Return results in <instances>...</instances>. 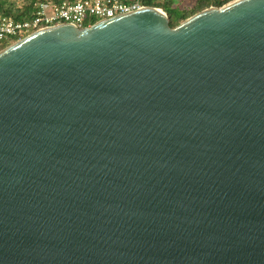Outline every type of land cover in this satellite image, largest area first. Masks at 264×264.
Wrapping results in <instances>:
<instances>
[{"label": "water", "instance_id": "water-1", "mask_svg": "<svg viewBox=\"0 0 264 264\" xmlns=\"http://www.w3.org/2000/svg\"><path fill=\"white\" fill-rule=\"evenodd\" d=\"M0 264H264V0L4 48Z\"/></svg>", "mask_w": 264, "mask_h": 264}, {"label": "built area", "instance_id": "built-area-1", "mask_svg": "<svg viewBox=\"0 0 264 264\" xmlns=\"http://www.w3.org/2000/svg\"><path fill=\"white\" fill-rule=\"evenodd\" d=\"M236 0H224L226 4ZM132 4V3H131ZM139 7L133 4L125 7L117 0H63L58 8L53 4H40L38 12L41 14V23L37 20L31 22L14 23L11 19H0V39L5 36L20 37L29 31H39L42 28L50 27L48 21L56 24H71L81 27L86 21L91 19H109L115 16H105L106 12L119 11L121 15H127L138 10Z\"/></svg>", "mask_w": 264, "mask_h": 264}, {"label": "trees", "instance_id": "trees-1", "mask_svg": "<svg viewBox=\"0 0 264 264\" xmlns=\"http://www.w3.org/2000/svg\"><path fill=\"white\" fill-rule=\"evenodd\" d=\"M63 0H0V19H11L14 23H23V22H31L33 14L35 13L34 7L36 3L40 2H52L54 4H59ZM142 5H147L150 7L155 8H161L157 5L156 0H137ZM214 5L213 8H220L224 6L225 2H219V0L214 1L213 0H197L194 3V6L191 8L189 12L186 10H181L179 13L175 16V20L177 22L185 20L186 18L190 17L191 15L197 14L201 12L203 9H208L209 6ZM210 8V7H209ZM163 11H165L163 9ZM95 21H90L83 26V28L92 26L95 24ZM177 26V23H170L169 27L174 28ZM26 37V34L20 37H16L12 40V42L18 41L21 38ZM7 43L0 42V51L2 50V47L6 46ZM4 47V48H6Z\"/></svg>", "mask_w": 264, "mask_h": 264}, {"label": "rangeland", "instance_id": "rangeland-1", "mask_svg": "<svg viewBox=\"0 0 264 264\" xmlns=\"http://www.w3.org/2000/svg\"><path fill=\"white\" fill-rule=\"evenodd\" d=\"M129 1V0H128ZM133 1V0H131ZM197 0H160V1H157L156 0V3L158 6H160L161 8L160 9H164L165 10V13H167V19H168V24L170 23H177V25H179L180 23H182L184 20L182 21H179L177 22L175 20V16L179 13V11L181 10H186L187 12H189L191 10V8L194 6V3L196 2ZM217 0H213V2ZM134 4L136 6H138L139 8L142 6V4L137 1V0H134ZM209 7H214V5L212 4L211 6ZM208 7V8H209ZM207 9V8H206ZM206 9H203V10H206ZM201 10V11H203ZM192 16V15H191ZM189 18V17H188ZM44 29V28H42ZM41 30V29H40ZM37 31H29L28 34H26V37L31 35V34H34L36 33ZM24 37V38H26ZM24 38H21V39H24ZM20 39V40H21ZM16 42V41H15ZM14 42L10 41V42H7V46H10L11 44H13ZM6 47V46H4ZM4 47H2V50L4 49ZM1 50V51H2ZM0 51V52H1Z\"/></svg>", "mask_w": 264, "mask_h": 264}, {"label": "bare ground", "instance_id": "bare-ground-1", "mask_svg": "<svg viewBox=\"0 0 264 264\" xmlns=\"http://www.w3.org/2000/svg\"><path fill=\"white\" fill-rule=\"evenodd\" d=\"M157 1H160V0H157ZM117 2L119 4L124 5L125 7H129V6H132L133 5V4L129 3L128 0H118ZM219 2H224V0H219ZM40 4H46V5L53 4L55 9L59 7V4H54L52 2H40V3H36L35 4V7H34L35 13L33 14L32 21L33 20H37L38 22L41 23V14H40V12H38V8H39V5ZM115 15H121V13L119 11H110V12H106V14H105V16H107V17H109V16H115ZM194 15H192V16H194ZM192 16H190V17H192ZM187 19L188 18H186L185 20H187ZM1 25H2V23L0 22V26ZM48 25L49 26H52V27L58 26L54 21H48ZM28 33L29 32H26L25 34H28ZM14 38H16V37L15 36H11V35L5 36V37H3V38L0 39V42L7 43V42L12 41Z\"/></svg>", "mask_w": 264, "mask_h": 264}, {"label": "clouds", "instance_id": "clouds-1", "mask_svg": "<svg viewBox=\"0 0 264 264\" xmlns=\"http://www.w3.org/2000/svg\"><path fill=\"white\" fill-rule=\"evenodd\" d=\"M128 2L134 4V0H133V1L129 0ZM225 5H227V4H225ZM141 8H155V7H150V6H147V5H142L138 10H140ZM158 9H160V8H158ZM138 10H136V11H138ZM136 11H135V12H136ZM130 14H131V13H130ZM127 15H128V14H127ZM118 16H123V15H118ZM118 16H115V17H113V18H116V17H118ZM113 18H109V19H91V20L86 21L81 27H75L74 25H71V24H65V23H61V24H57V25H71V26H73V27H75V28H77V29H83V26H85V24H86L87 22L95 21V22L97 23V22H100V21H106V20H110V19H113ZM93 25H94V24H93ZM50 27H52V26H50ZM50 27H48V28H50ZM88 27H90V26H88ZM85 28H87V27H85ZM44 29H46V28H44ZM41 30H43V29H41ZM19 40H20V39H19Z\"/></svg>", "mask_w": 264, "mask_h": 264}, {"label": "crops", "instance_id": "crops-1", "mask_svg": "<svg viewBox=\"0 0 264 264\" xmlns=\"http://www.w3.org/2000/svg\"><path fill=\"white\" fill-rule=\"evenodd\" d=\"M118 1V0H117Z\"/></svg>", "mask_w": 264, "mask_h": 264}]
</instances>
